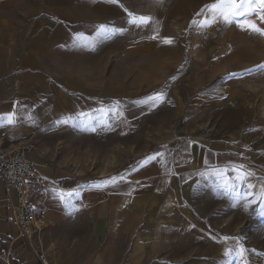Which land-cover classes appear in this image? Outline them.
Segmentation results:
<instances>
[{
	"label": "rangeland",
	"instance_id": "obj_1",
	"mask_svg": "<svg viewBox=\"0 0 264 264\" xmlns=\"http://www.w3.org/2000/svg\"><path fill=\"white\" fill-rule=\"evenodd\" d=\"M51 1H4L0 28L15 32ZM213 3L117 0L76 73L66 80L59 69L67 100L43 93L46 125L25 141L89 181L180 136L229 140L243 167L196 179L177 202L149 209V223H161L153 260L162 264H264V35L214 17L205 7ZM140 16L149 23L129 22ZM56 103L72 112L50 114Z\"/></svg>",
	"mask_w": 264,
	"mask_h": 264
},
{
	"label": "crops",
	"instance_id": "obj_2",
	"mask_svg": "<svg viewBox=\"0 0 264 264\" xmlns=\"http://www.w3.org/2000/svg\"><path fill=\"white\" fill-rule=\"evenodd\" d=\"M114 5L112 0H52L15 32L0 28V148L30 141L46 125L43 93L54 102L67 100L59 69L66 80L76 73V59L97 43L99 16L113 12ZM64 111L72 112L49 105L50 114ZM27 156L44 177L31 199L45 210V221L31 237L20 234L12 212L15 191L7 190L0 176V264H42L39 255L46 264H162L153 260L161 256V223L148 221L152 204L161 210L163 202L188 194L196 179L245 164L229 140L185 136L89 181L33 144Z\"/></svg>",
	"mask_w": 264,
	"mask_h": 264
},
{
	"label": "built area",
	"instance_id": "obj_3",
	"mask_svg": "<svg viewBox=\"0 0 264 264\" xmlns=\"http://www.w3.org/2000/svg\"><path fill=\"white\" fill-rule=\"evenodd\" d=\"M32 149L29 142H18L6 148H0V176L6 189L14 190L16 202L12 206L15 223L19 233L31 237L43 225L45 210L34 205L31 196L43 183V175L36 163L29 159L27 152ZM82 207L86 204L77 201ZM42 264H46L43 255H39Z\"/></svg>",
	"mask_w": 264,
	"mask_h": 264
},
{
	"label": "snow or ice",
	"instance_id": "obj_4",
	"mask_svg": "<svg viewBox=\"0 0 264 264\" xmlns=\"http://www.w3.org/2000/svg\"><path fill=\"white\" fill-rule=\"evenodd\" d=\"M112 2L117 3V0H112ZM205 7L211 10L214 17L219 18L226 24L236 23L237 26L241 27L242 29L247 28L264 35V28L257 27L256 23L250 19V17L256 16L261 22H264V0H215V3L206 5ZM133 16V13H129V17ZM149 21L150 18L145 16H140L138 18L129 20L130 23H137L138 25L147 24L149 23ZM100 28L106 29V26L101 25ZM101 34L107 35V30H105V32ZM152 38L155 39L156 37L153 36ZM163 42L165 44H171L172 40L170 38H166ZM257 67L264 68V65H259ZM247 71L250 72L251 70ZM160 96L161 94L158 93L155 99H159ZM7 122L9 124L13 123L11 116H9ZM148 159L151 160L154 159V157H149ZM224 187H227V184H225ZM63 198L64 197L61 196L62 200ZM249 203L253 204L255 203V201H249ZM261 203L264 204V201H262ZM242 252L243 250H241V254Z\"/></svg>",
	"mask_w": 264,
	"mask_h": 264
}]
</instances>
